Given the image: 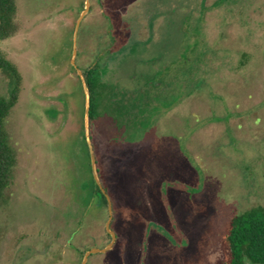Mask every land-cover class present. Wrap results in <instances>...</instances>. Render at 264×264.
Masks as SVG:
<instances>
[{"label":"rangeland","instance_id":"rangeland-1","mask_svg":"<svg viewBox=\"0 0 264 264\" xmlns=\"http://www.w3.org/2000/svg\"><path fill=\"white\" fill-rule=\"evenodd\" d=\"M17 4L18 31L0 40L22 75L6 119L17 165L0 205V264H81L111 241L79 73L97 61L93 144L116 239L86 264H221L231 222L264 207V0H90L78 30L86 0ZM147 37L154 51L115 57ZM168 73L173 87L149 86ZM11 84L0 69V96Z\"/></svg>","mask_w":264,"mask_h":264},{"label":"trees","instance_id":"trees-1","mask_svg":"<svg viewBox=\"0 0 264 264\" xmlns=\"http://www.w3.org/2000/svg\"><path fill=\"white\" fill-rule=\"evenodd\" d=\"M203 2V1H202ZM200 2V10L205 6ZM18 11L17 0H0V40L14 36L18 31L16 21ZM196 11L177 12L171 9L170 13L185 14L183 19L194 16ZM202 12L200 13L201 16ZM196 17H199L196 15ZM184 22V21H183ZM100 63L95 62L93 66L84 68L85 81L90 92V113L89 122L91 127V138L93 122L95 120L94 109L98 106V90ZM0 69L8 71L12 76V84L8 97L0 96V205L4 202L5 191L14 177L17 165V153L10 144L9 134L6 129V119L12 108L18 101L21 91L22 75L18 67L7 58L6 54L0 49ZM97 158V154H96ZM95 182V180H94ZM95 190L102 198V205L108 208V200L105 194L95 183ZM224 259L221 264H245L251 263L264 264V207L251 209L241 216L235 218L229 225L223 236ZM83 252L81 251V254Z\"/></svg>","mask_w":264,"mask_h":264},{"label":"water","instance_id":"water-1","mask_svg":"<svg viewBox=\"0 0 264 264\" xmlns=\"http://www.w3.org/2000/svg\"><path fill=\"white\" fill-rule=\"evenodd\" d=\"M90 7V0H86V5H85V10L83 11V13L81 14L80 18L78 19L77 25H76V30H78L81 20L83 19L84 15L87 13V11L89 10ZM78 50L77 47L75 45L74 50H73V58H72V62L75 63L76 60V56H77ZM79 73L83 76V72L82 70H79ZM84 77V76H83ZM86 84V89L88 90V99H87V109H86V115L88 117V125H87V134H86V138L88 141V146H89V150H90V156H91V166H92V171H93V177L94 180L96 182V184L98 185V187L101 189V191L105 194L107 200H108V209H109V217L107 219L106 222V228L109 231L110 235H111V241L110 243L105 247V248H92L88 251L85 252L84 257L82 259L81 264H86L87 258L91 253L97 252V251H105L109 248H111L115 242L116 239V233L111 229V222L113 219V211H112V201L110 196L108 195V193L106 192L105 188L103 187V184L101 182V179L99 177L98 174V167H97V158H96V152H95V148H94V144L92 142V138H91V133H90V123H89V113H90V92H89V87L85 81Z\"/></svg>","mask_w":264,"mask_h":264},{"label":"flooded vegetation","instance_id":"flooded-vegetation-1","mask_svg":"<svg viewBox=\"0 0 264 264\" xmlns=\"http://www.w3.org/2000/svg\"><path fill=\"white\" fill-rule=\"evenodd\" d=\"M149 29H150V27H151V21L148 23V26H147ZM110 33V37H109V44L111 45V44H113L114 42H117L118 41V37L117 36H115L116 34H114L113 33V31L112 32H109ZM148 36H153V35H148ZM154 38V37H153ZM156 38V37H155ZM154 38V39H155ZM151 43V48L153 49V51H154V46H153V42H154V40H152L150 37H147V39L146 40H140V41H134V42H125V44L124 45H122V47H119L120 49H117L115 52H116V58H119L120 57V55H122V54H127L128 53V51L131 49V47H133L134 45H135V47H138V48H140V47H143V49L144 50H150V47L148 46L149 44L148 43ZM131 43H133V44H131ZM131 44V45H130ZM113 52V51H112ZM120 54V55H119ZM117 55H119V56H117ZM161 58V57H160ZM158 58H156L155 59V57H153L152 58V62H154V66L156 65L155 64V60H157ZM170 65H172L171 63H170ZM157 67V66H156ZM85 68V67H84ZM84 68H82V72H83V70H84ZM87 68V67H86ZM100 68H102V66H100ZM169 69H171V66L169 67ZM171 74H169L168 73V77H166V80L165 79H163L162 81L163 82H160V83H158L157 84V82H159V81H157V82H155L154 80L152 81L153 83H151V85H149V86H151L152 88H155V86H157V87H159V86H166V87H164V91H167L168 89H170V87H173V84L174 83H172L173 81L171 80V77H169ZM83 76H84V73H83ZM143 78H147L148 76H149V73H146V72H144L143 73ZM159 76V75H158ZM85 77V76H84ZM175 82V81H174ZM135 85V88L133 89V91H132V93H134V95L136 96V95H138V94H140V88H139V86H138V84L136 83V84H134ZM123 92V93H122ZM121 93L123 94V96H126L125 98H127L128 96L126 95L127 93L123 90ZM122 96V95H121ZM149 104V103H148Z\"/></svg>","mask_w":264,"mask_h":264}]
</instances>
